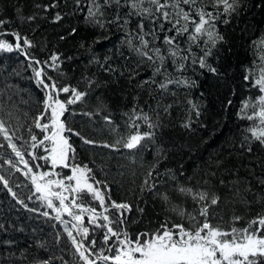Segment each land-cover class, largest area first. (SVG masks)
<instances>
[{
    "label": "trees",
    "instance_id": "16d2710c",
    "mask_svg": "<svg viewBox=\"0 0 264 264\" xmlns=\"http://www.w3.org/2000/svg\"><path fill=\"white\" fill-rule=\"evenodd\" d=\"M99 2L102 4L103 0ZM204 2L208 4V0ZM52 4L57 6L50 7ZM45 6L49 7L46 9ZM89 7L90 0H81L80 5L75 0H0V19L7 21L0 26V33H3L0 39L15 44L10 33L17 32L34 45L29 48L21 40V49L0 52V120L4 121L12 143L29 161V167L35 172L51 173L46 179H64L72 175L70 167L58 165L53 168L50 161L33 159V156L47 155L42 147H31V135H36L39 140L47 134L35 128L33 123L43 111L48 91L35 76L34 68L42 67L58 86L88 92L82 101L68 105L61 117L66 127L72 129L71 134L64 133L75 149V159L69 163L81 167L87 165L90 175L100 181L96 187L104 193L106 206L112 201L131 205V211H124L125 223L113 224L114 229L124 228L135 238L137 233L154 232L165 221L169 222V227L172 224H183L186 228L196 226L186 216L182 218L172 211L173 206H179L186 214L203 221L198 215L202 204L191 195L179 194L176 191L179 186L194 192L207 191L210 196L218 195V203L209 207L208 219L222 229H242L258 215H264V199H261L264 184L259 183L264 179V146L254 142L252 151H247L245 136L249 135L246 129L251 122L240 118L242 101L259 95L250 88L244 76L246 68L251 67L258 54L264 51L254 44L264 37V0H238L236 11L231 15L223 13L221 5L217 9L221 16L216 29L224 37L223 41L215 47L202 41L199 47L192 45L191 53H183L190 58L184 62L186 67L182 72H177L169 60L167 71L174 79H186L188 84H172L167 90L157 86L164 80L163 75L154 77L155 84L138 87L141 81L153 75V70L146 64L139 67L135 79H129V70L135 68L137 57L122 43L125 31L118 30L115 24L102 29L89 23ZM143 7H153L154 11V6L147 2ZM184 7L187 9L188 6ZM168 10L172 11L171 8ZM207 10L213 11L210 4ZM104 11V19L111 20L117 12L121 16L127 14L129 8L112 5ZM57 13L63 19L55 22ZM29 16H35V19L29 21L26 19ZM138 19L131 17L127 27L134 29ZM224 19L229 22L223 23ZM145 26L146 29L153 27L149 20H145ZM168 27L171 25L165 23V28ZM72 29L76 32L70 35ZM167 34L174 35L172 32ZM163 35L160 34V41ZM62 36L65 39H61ZM97 38L100 43H94ZM179 39L181 45L187 47L185 38ZM208 48H211V55L206 57V65L216 69L215 72L199 64V58ZM54 53L60 55L59 70L43 63H51L49 58ZM94 57L101 64L105 57H110L109 65L118 71L106 72L100 64L92 62ZM34 60L42 63L36 65ZM193 60L197 62L193 63ZM89 79L96 81L91 89L88 88ZM68 96L61 93L60 99L67 100ZM144 114L149 121L135 120L139 127L133 128L135 116ZM106 116L111 123L104 119ZM149 124L155 127H149ZM185 124L190 127H184ZM137 130L151 132L153 136L146 137L141 142L142 147L124 148L122 145L127 137ZM85 140L93 143H85ZM117 141L121 143L117 144ZM9 160L16 167L7 163ZM26 171L9 141L0 133V176L8 181L7 187L0 182V264H43L44 261L48 264H85L68 236L70 230L78 241L84 239V227L89 228V235L84 239L86 246L94 239V251L103 249L104 255L112 254L108 248L115 238L105 244L106 230L89 223L87 212L81 223L67 212L57 213L55 207L49 208L41 193L36 192L31 175H25ZM68 183L65 179V184ZM152 185L155 187L150 191ZM165 193L170 202L158 195ZM53 203L59 207L57 200ZM82 203L85 207L95 208L101 217L107 215L114 220L118 215L111 208L105 212L91 196H85ZM73 212L80 214L76 208ZM58 214L60 219H56ZM234 216L241 219L234 223ZM74 224L78 227H73ZM89 258L96 259L94 255ZM96 264L105 262L97 260Z\"/></svg>",
    "mask_w": 264,
    "mask_h": 264
},
{
    "label": "snow or ice",
    "instance_id": "6c2138e0",
    "mask_svg": "<svg viewBox=\"0 0 264 264\" xmlns=\"http://www.w3.org/2000/svg\"><path fill=\"white\" fill-rule=\"evenodd\" d=\"M75 2L77 5L81 4V0H75ZM145 2L154 6V11L153 7H143ZM237 2L238 0H231V3L229 0H208V4H206L204 0H163V2L162 0H123L122 4V0H103L101 4L99 0H90L87 20L102 29H105L106 25L115 24L118 30L125 31L122 43L137 57L135 68L129 70V79L133 80L139 75L138 69L142 65L146 64L153 70L152 77L141 81L138 87H143L149 83L155 84L154 77L163 75L164 80L157 86L161 90H167L169 85L179 86L181 83L187 85L188 81L186 79L183 81L174 79L172 73L167 71L166 63L170 60L175 66V70L182 72L186 67L184 62L190 58L183 53H191L192 45L199 47V42L202 41L205 45L210 44L211 47H215L218 42L223 41L224 37L216 29V22L220 20L221 16L217 9L223 5V13L231 15L236 11L235 5ZM209 4L213 11L207 10ZM112 5H116L117 8L127 6L129 11L124 16L117 12L111 20H106L104 19V9ZM56 6V4H52L50 7ZM184 6H188L187 9ZM37 7L40 6L37 5ZM48 7L45 6L46 9ZM169 8L172 11H169ZM133 16L139 19L135 28L129 29L127 26L131 23V17ZM26 19L31 21L35 19V16H29ZM62 19L60 13H57L54 17L55 22ZM145 20H149L153 27L146 29ZM6 22L0 19V26ZM222 22L227 24L229 21L224 19ZM165 23L171 25V27L166 29ZM75 32L76 29H72L70 35L75 34ZM169 32L174 33V35H168ZM161 33H164L162 41H160ZM0 35H3V33H0ZM10 35L15 38L16 43L13 44L0 39V52H13L16 49H21V40L29 48L34 46L27 37H21L17 32H12ZM181 37L185 38L187 47L181 45L179 39ZM205 37L207 39H204ZM61 39H65V37L62 36ZM100 42L99 38L94 41V43ZM254 44L258 48L264 49V37L259 41H255ZM81 47H84L83 43H81ZM89 50L91 51V47ZM209 55H211V48L204 51V55L199 58L200 67H208L210 71L215 72L216 69L206 65V57ZM49 59L51 63L49 61L43 63L59 70L60 55L54 53ZM68 59H71V57ZM109 60L110 57H105L104 62L101 64L94 57L92 62L100 64L106 72L116 73L118 69L110 66ZM192 62L196 63L197 61L193 60ZM34 63L40 65L42 62L34 60ZM34 72L38 78V83L48 91H46L43 102V111L33 120L35 128L47 134L39 140L36 135H31L33 142L31 147L33 149L42 147L47 155L33 156V159L50 161L53 168L58 165L64 168L70 167L72 175L64 179H46L51 173L35 172L33 167H29V161L24 158V153L15 143H12L3 120H0V133H3L4 138L9 141V146L15 155L19 157V162L27 169L25 175H31L36 192L41 193L49 208L55 207L57 213L67 212L75 221L81 223L83 214L87 212L89 213V223L106 230L104 234L105 244L115 238L112 240V246L108 248V251L112 254L104 255L103 249L98 252L94 251L96 244L94 239L89 241L87 246L85 245L84 239L89 235V228H83L84 239L80 241L69 230L68 236L71 238L72 244L75 245L80 259L85 261V264H96L97 260L104 261L105 264H108V262H111V264H260L264 261V215H258L249 221L248 226L245 228L222 229L218 225H213L208 219L209 207L216 205L220 198L215 194L210 196L207 191L194 192L193 189L183 186L176 189L179 194L191 195L193 200L202 204L198 213L200 217H203L202 222L198 220L197 216L186 214L179 206H173L172 208V211L182 218L186 216L190 222L196 225L194 227L186 228L183 224H172L169 227V222L165 221L154 232L137 233L135 238H132L124 228L114 229L113 224L119 226L125 223L124 211H131V205L112 201L111 204L106 206L104 193L96 187L100 184V181H96L90 175L91 170L88 169L87 165L81 167L69 163L70 160L75 159V149L69 144L68 137L64 133L67 131L71 134L72 129L66 127L65 121L61 117L68 110V105L82 101L88 95V92H82L70 86H58L57 82L48 76L42 67L34 68ZM120 74L123 75L122 72ZM244 80L249 82L251 89H255L259 93L255 98L249 97L242 101L240 109V118L251 122L246 129L249 135L245 136V141L248 144L247 151L251 152V145L254 142L264 146V51L258 54L251 67L246 68ZM87 83L88 88L91 89L96 81L89 79ZM61 93L69 94L68 99L61 100ZM195 107L196 105L193 104V108ZM132 112L135 114L136 109L133 108ZM197 115H199V112H197ZM141 118L146 123L149 121L147 114L142 117L135 116V119L132 120L133 128L138 129L139 126L135 123V120ZM104 119L111 123L109 117L106 116ZM149 127H155V125L149 124ZM184 127H190V125L185 124ZM75 135L79 136V133H75ZM152 136L153 133L151 132L140 133L137 130L127 137L122 146L134 150L142 147L141 142L146 137L150 138ZM84 142L93 143L89 140ZM120 143L121 141H117V144ZM111 147H115V145ZM69 153L72 155L70 156ZM7 163L16 167L12 160L7 161ZM35 167L39 168L41 166L35 165ZM56 175L59 174L56 173ZM149 176H151V172H149ZM65 179L70 183L65 184ZM0 182H3L5 187L8 186V181L4 176H0ZM147 183L146 180L145 184ZM259 183L264 184V179H261ZM154 187L155 185H152L149 190H153ZM9 191H11L10 188ZM65 193L69 195H65ZM158 195L165 202H170L168 194ZM85 196H91L92 199L98 201L105 212H108L111 208L118 215L114 220L107 215L99 216L95 208L84 206L82 201ZM261 199H264V197H261ZM54 200L59 202V207L54 205ZM205 201L208 203H204ZM257 202L259 203L260 199ZM73 208L79 209L80 214L74 213ZM140 211L142 212L143 209H140ZM56 219H60L59 214ZM240 219L241 217L234 216L233 222L235 223ZM73 227H78V225L74 224ZM85 253L94 255L96 259H90L89 255ZM43 264H48V262L44 261Z\"/></svg>",
    "mask_w": 264,
    "mask_h": 264
}]
</instances>
